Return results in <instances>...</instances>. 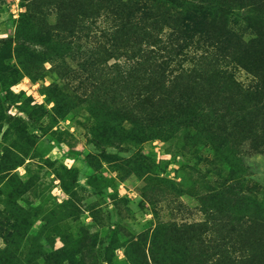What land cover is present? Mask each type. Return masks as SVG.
Listing matches in <instances>:
<instances>
[{
    "label": "rangeland",
    "instance_id": "obj_1",
    "mask_svg": "<svg viewBox=\"0 0 264 264\" xmlns=\"http://www.w3.org/2000/svg\"><path fill=\"white\" fill-rule=\"evenodd\" d=\"M141 1L0 0V264H264V91L120 73L171 34L264 86V0Z\"/></svg>",
    "mask_w": 264,
    "mask_h": 264
},
{
    "label": "trees",
    "instance_id": "obj_2",
    "mask_svg": "<svg viewBox=\"0 0 264 264\" xmlns=\"http://www.w3.org/2000/svg\"><path fill=\"white\" fill-rule=\"evenodd\" d=\"M129 2L131 3L130 5ZM162 2L166 5H171V0H162L161 3ZM120 4L125 8H128L125 19L122 22L123 26L132 24L131 18H133V14L138 11H140L141 13H145V17H148L151 20H155V16L151 14V6L149 2L144 3L141 0H128V5L122 2ZM260 4L261 8L263 9L259 12V14L262 18L261 22L264 24V1ZM186 28L187 27L184 25L183 30H186ZM182 36H184L185 38L190 37L188 35ZM173 38H171V34H169L163 40L155 38V40H152V43L149 44L148 47L146 46L145 48H137V52L140 51L141 53L140 59L133 61V65L129 66L125 70H120V73H126L127 71H130L133 73L145 74V79L147 80L150 89L154 92L158 91L159 95L161 93L165 94L163 90L167 82H169L171 79L172 82L175 80H180L182 76H188L189 78H191L193 86L195 85V83H197L195 85L197 86V81L202 80L205 83L218 85L217 89L219 91L223 89L234 90L233 94L239 96L240 99L245 101L257 99L259 93L264 91V86L260 84V82L254 81L253 84L247 87H242L241 85H239L238 82L234 80L232 73L227 69L229 60L226 59L227 54H225L222 50L213 52L207 50L206 48H200L201 53L197 55V52H195V50L190 49V43L192 42L191 40H189L187 43H182V40ZM210 45L212 44H209L208 46ZM186 47L187 50H184ZM182 59L190 60V62L194 60V65L195 62L196 64L197 62H200V64H202V67L196 70H194L193 67L190 69H184L180 64L181 61H183ZM233 60L234 59L229 62H232ZM172 72H175L174 74L176 75L167 77L168 75L172 74ZM187 118L189 122H192L194 121L195 116L189 114ZM225 191L229 195L230 200L235 199L236 196L230 192V189H224L222 192ZM218 200H220V197L217 199V201ZM259 222H261V220Z\"/></svg>",
    "mask_w": 264,
    "mask_h": 264
}]
</instances>
